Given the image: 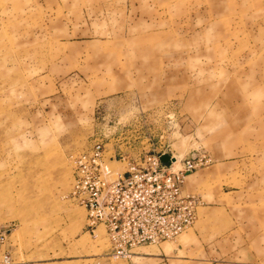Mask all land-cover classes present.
I'll return each instance as SVG.
<instances>
[{"label": "rangeland", "instance_id": "rangeland-1", "mask_svg": "<svg viewBox=\"0 0 264 264\" xmlns=\"http://www.w3.org/2000/svg\"><path fill=\"white\" fill-rule=\"evenodd\" d=\"M96 140L205 152L193 224L108 252L67 196ZM0 224L11 264H264V0H0Z\"/></svg>", "mask_w": 264, "mask_h": 264}, {"label": "built area", "instance_id": "built-area-1", "mask_svg": "<svg viewBox=\"0 0 264 264\" xmlns=\"http://www.w3.org/2000/svg\"><path fill=\"white\" fill-rule=\"evenodd\" d=\"M164 153L149 148L131 157L96 140L72 155L67 196L85 210L84 231L98 237L102 230L115 256L129 257L136 246L172 239L196 219L200 198L184 192L183 184L186 174L211 159L192 152L179 158L169 154L163 161ZM8 234L0 224V264L12 263L9 250L1 248Z\"/></svg>", "mask_w": 264, "mask_h": 264}, {"label": "crops", "instance_id": "crops-1", "mask_svg": "<svg viewBox=\"0 0 264 264\" xmlns=\"http://www.w3.org/2000/svg\"><path fill=\"white\" fill-rule=\"evenodd\" d=\"M223 162H225V161L221 160V161H219V163H215V165L209 170V172L211 171L209 173V175L213 174L214 172L216 174L218 172V170H219V164L221 165V163H223ZM203 173H207V171L205 170L204 172H199L197 169H195V170L189 172L188 174H186L185 180H184V184H183V191L186 192V191H192V190L194 191V190H196L197 187L200 186V184H201L200 178H201ZM186 193H188V192H186ZM180 239H186V235L184 236V238H180ZM142 246H146V245H142ZM169 248L170 247L165 248V249H169ZM158 250H159V247L157 248V251Z\"/></svg>", "mask_w": 264, "mask_h": 264}, {"label": "water", "instance_id": "water-1", "mask_svg": "<svg viewBox=\"0 0 264 264\" xmlns=\"http://www.w3.org/2000/svg\"><path fill=\"white\" fill-rule=\"evenodd\" d=\"M161 159H162L163 161H168V160H169V154H167V153L162 154V155H161Z\"/></svg>", "mask_w": 264, "mask_h": 264}, {"label": "bare ground", "instance_id": "bare-ground-1", "mask_svg": "<svg viewBox=\"0 0 264 264\" xmlns=\"http://www.w3.org/2000/svg\"><path fill=\"white\" fill-rule=\"evenodd\" d=\"M183 232H184V231H183ZM180 234H181V233H180ZM180 234H179V235H180ZM161 242H165V240H164V241H161ZM143 245H146V246H147V245H150V244H143ZM141 246H142V245H139V247H141ZM136 247H138V246H136ZM136 247H134V248H136Z\"/></svg>", "mask_w": 264, "mask_h": 264}]
</instances>
